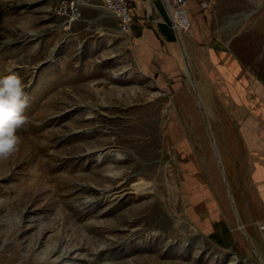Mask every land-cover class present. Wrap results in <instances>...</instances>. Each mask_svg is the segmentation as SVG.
Segmentation results:
<instances>
[{
    "label": "rangeland",
    "instance_id": "rangeland-1",
    "mask_svg": "<svg viewBox=\"0 0 264 264\" xmlns=\"http://www.w3.org/2000/svg\"><path fill=\"white\" fill-rule=\"evenodd\" d=\"M59 1L0 0V77L18 74L28 96L18 150L0 158V264H260L238 228L251 258L230 246L234 221L185 134L175 31L173 63H139L134 36L97 0H81L69 26ZM150 1L170 31L162 0ZM196 14L183 34L203 100L228 154L243 158V130L264 128V0H196ZM175 149L177 214L163 178Z\"/></svg>",
    "mask_w": 264,
    "mask_h": 264
},
{
    "label": "bare ground",
    "instance_id": "bare-ground-1",
    "mask_svg": "<svg viewBox=\"0 0 264 264\" xmlns=\"http://www.w3.org/2000/svg\"><path fill=\"white\" fill-rule=\"evenodd\" d=\"M162 2L164 4V0H162ZM175 33L179 41L181 66L188 79V86L190 87L189 90L175 97V102L182 109V114L185 118L183 120L185 134L188 135L192 143L194 148L193 151H195L196 158L206 176V181L211 185L220 205H222L223 209L226 211L228 222L234 221L230 222V224L234 223L233 231L237 230V228L241 231V234L248 242L251 252L258 255L260 264H264V244L262 239L260 241L262 250L260 249L261 251H259L253 243L249 230L245 228V218H242L244 215L242 210L240 212V202L238 200V194L241 191V176L238 172L239 156L237 154H228L223 139L221 138V133H216V130L212 127V113L208 104L203 100L205 99V93L202 90L203 87L200 80L196 77L186 36L183 32L177 30ZM191 90L197 94L196 100L201 106V113L194 110V102L190 94L192 92ZM173 115V112H171V116ZM201 118L206 124V130L202 128ZM173 142L174 141H172V143ZM177 149L171 151V160L166 165L163 175L167 192V204L169 209L175 214L181 212V208L183 210L185 206V198L182 193L183 179H181V169L175 158ZM188 154L189 153L185 149L179 151L178 159L182 158L180 161L186 164L189 160ZM182 171L184 176H189L190 173L185 170Z\"/></svg>",
    "mask_w": 264,
    "mask_h": 264
},
{
    "label": "crops",
    "instance_id": "crops-1",
    "mask_svg": "<svg viewBox=\"0 0 264 264\" xmlns=\"http://www.w3.org/2000/svg\"><path fill=\"white\" fill-rule=\"evenodd\" d=\"M185 1L187 17L190 14L192 20H195L196 0ZM126 2L132 18L128 27V33L134 36L132 56L134 54L138 62L143 63L145 54L150 61L154 59L155 54H162L163 60H173V63L174 46L171 42L173 32L170 27L169 31L163 23H159L161 19L156 5L150 0H126ZM161 36L165 40H162ZM243 132H251L252 135L243 136V158L239 153L238 172L241 176V191L238 194V200L240 212L242 210L244 214L241 217L245 218V228L249 230L255 247L261 251L262 237L257 224L264 222V128H247ZM224 229L229 233V227ZM233 230L231 229L233 241L231 237L228 238L230 246L233 247L234 242L239 249L245 251L244 254L250 255Z\"/></svg>",
    "mask_w": 264,
    "mask_h": 264
},
{
    "label": "built area",
    "instance_id": "built-area-1",
    "mask_svg": "<svg viewBox=\"0 0 264 264\" xmlns=\"http://www.w3.org/2000/svg\"><path fill=\"white\" fill-rule=\"evenodd\" d=\"M101 7L116 21L119 32L126 33L132 20L126 0H97ZM164 11L168 19V27L172 31L187 32L190 26L185 0H164ZM81 0H60L55 7V16L62 19V23L69 26L79 17ZM205 7V4H200ZM258 230L264 244V222H258Z\"/></svg>",
    "mask_w": 264,
    "mask_h": 264
},
{
    "label": "clouds",
    "instance_id": "clouds-1",
    "mask_svg": "<svg viewBox=\"0 0 264 264\" xmlns=\"http://www.w3.org/2000/svg\"><path fill=\"white\" fill-rule=\"evenodd\" d=\"M28 105L21 77L14 73L0 77V158H7L18 150L21 137L17 131L28 118L24 111Z\"/></svg>",
    "mask_w": 264,
    "mask_h": 264
}]
</instances>
